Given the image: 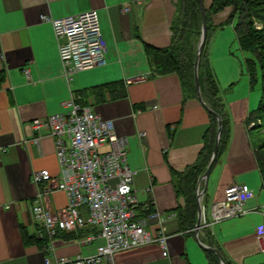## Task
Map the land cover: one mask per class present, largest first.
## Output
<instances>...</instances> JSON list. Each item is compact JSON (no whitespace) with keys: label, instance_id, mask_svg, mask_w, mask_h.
I'll return each instance as SVG.
<instances>
[{"label":"crops","instance_id":"crops-1","mask_svg":"<svg viewBox=\"0 0 264 264\" xmlns=\"http://www.w3.org/2000/svg\"><path fill=\"white\" fill-rule=\"evenodd\" d=\"M177 2L0 0V264H44L46 254L74 257L91 253L101 241L81 243L87 229H76L61 231L49 242L44 229L41 236L36 234L30 210L39 189L33 171L47 168L53 175L59 173L53 136L47 127H34L32 121L64 110L70 92L114 120L118 134L128 139L127 163L135 170L139 210L143 215L159 209L166 217L168 255L161 253L157 242H149L116 251L114 264H208V249L202 244L210 243L234 264H264V250L255 232L263 220L264 188L255 155L262 138L255 136L247 121L258 105L260 83L257 79L250 83L244 67L246 54L239 46L233 21L217 25L208 42L209 63L229 127L223 152L212 165L200 196L201 211L204 207L209 223L195 230L197 192L204 185L203 179L198 181L201 174L195 185L193 223H185L178 213L185 206V197L174 185L173 171L182 172L196 160L210 117L197 92L184 94L176 72L153 73L145 49L146 45H169ZM125 4L127 10L122 9ZM91 8L98 12L107 63L78 70L69 78L52 24L41 15L58 17ZM229 12L227 6L214 13L213 22L224 21ZM106 82L110 84L102 85ZM36 136L39 139L34 141ZM232 182H245L253 190L254 195L243 203L247 211L213 220L211 204L224 197L225 186ZM66 201L60 189L46 198L54 211ZM147 221V226L157 227L155 217ZM52 242L53 251L48 248Z\"/></svg>","mask_w":264,"mask_h":264},{"label":"built area","instance_id":"built-area-1","mask_svg":"<svg viewBox=\"0 0 264 264\" xmlns=\"http://www.w3.org/2000/svg\"><path fill=\"white\" fill-rule=\"evenodd\" d=\"M128 8L127 4L122 6L123 10ZM41 18L52 24L60 60L69 78L78 70L107 63L96 9L58 17L43 13ZM79 97L70 92L63 102L64 110L32 121L34 127H47L53 136L59 173L53 175L47 168L33 171L32 179L39 189L30 210L36 234L41 236L44 229L49 242L61 231L76 229H87L79 239L81 243L97 238L101 241L91 253L74 257L46 254L44 264H114L116 251L149 242H157L161 253L168 255L165 215L159 209L143 215L139 210L133 183L135 170L127 163V137L118 134L112 118L103 117L89 103L80 102ZM32 139L37 141L39 137ZM55 189L63 190L67 201L63 208L54 211L46 204V198ZM253 195L245 182L228 184L224 197L211 204L212 219L245 213L243 203ZM260 209L263 220L255 232L259 247L264 250V204ZM152 217L157 220L156 228L146 224ZM208 223L202 207L200 226ZM48 248L53 251V242Z\"/></svg>","mask_w":264,"mask_h":264},{"label":"trees","instance_id":"trees-1","mask_svg":"<svg viewBox=\"0 0 264 264\" xmlns=\"http://www.w3.org/2000/svg\"><path fill=\"white\" fill-rule=\"evenodd\" d=\"M207 17V37L204 48L198 60V75L201 95L206 102L220 114L222 129L219 137L218 151L212 165L218 161L228 138L227 109L221 98L215 74L210 66L208 57V42L211 31L217 25L233 21L239 46L248 54L244 57V67L250 83L256 79L260 83V98L258 105L252 110L247 121H254L251 127L264 130V0H202ZM230 7L227 18L216 24L212 20L214 13L225 7ZM171 40L166 47L146 45L152 71L154 74L176 72L180 78L185 95H196L194 83V59L201 32V12L198 0H178L176 14L171 24ZM106 82L102 85H109ZM184 95V96H185ZM210 122L204 134V142L196 160L182 172L173 171L176 176L175 186L185 197V206L178 208V213L185 223L192 224V215L196 210L195 185L199 175L205 169L215 143L217 118L209 112ZM257 164L264 188V138L255 148ZM211 165V167H212ZM177 208V207H176ZM191 218V221L189 220ZM188 219V220H187ZM211 244V243H210ZM220 250V249H219ZM208 264H220L219 258L212 250H206ZM228 264H234L227 259Z\"/></svg>","mask_w":264,"mask_h":264},{"label":"water","instance_id":"water-1","mask_svg":"<svg viewBox=\"0 0 264 264\" xmlns=\"http://www.w3.org/2000/svg\"><path fill=\"white\" fill-rule=\"evenodd\" d=\"M198 1H199V6H200V12H201V32H200V37H199V41L197 44L195 59H194V83H195V88H196V92H197V96H198L199 100L202 102V104L205 106V108L209 112L214 114L217 118V131H216V138H215V143H214V147H213L211 157H210L205 169L201 173L199 180H198L200 182V180L203 179L204 185L200 189V191L197 192V218H196V222H195V230L196 231H198V229H199L200 220H201L200 196L206 188V184H207L208 176L210 173L211 165H212V162H213V160L217 154V151H218L219 137H220V133H221V129H222V118H221L220 114L218 112H216L207 102H205L203 100L201 92H200L199 75H198V60H199V56H200L202 49L204 48V45L206 42L207 17H206V12L204 9L203 1L202 0H198ZM197 187H199V183H198ZM202 245L205 248H207L208 250H212L213 252H215L217 254L219 261H220V264H228L225 257L222 255V253L220 252V250L216 246L211 245V244H202Z\"/></svg>","mask_w":264,"mask_h":264},{"label":"rangeland","instance_id":"rangeland-1","mask_svg":"<svg viewBox=\"0 0 264 264\" xmlns=\"http://www.w3.org/2000/svg\"><path fill=\"white\" fill-rule=\"evenodd\" d=\"M234 49L236 50V52H239V54H240V51L237 50V45H234ZM245 54H248V52L245 51ZM254 133H255V136H258V139L264 138V130L262 128L260 129V127H255Z\"/></svg>","mask_w":264,"mask_h":264}]
</instances>
